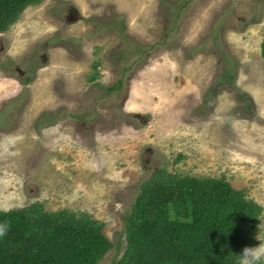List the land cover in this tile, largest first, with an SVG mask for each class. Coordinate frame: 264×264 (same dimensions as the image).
<instances>
[{
  "label": "rangeland",
  "instance_id": "rangeland-1",
  "mask_svg": "<svg viewBox=\"0 0 264 264\" xmlns=\"http://www.w3.org/2000/svg\"><path fill=\"white\" fill-rule=\"evenodd\" d=\"M263 37L264 0L28 6L0 33V209L91 213L113 264L141 184L166 168L225 176L262 205L264 240Z\"/></svg>",
  "mask_w": 264,
  "mask_h": 264
},
{
  "label": "trees",
  "instance_id": "trees-1",
  "mask_svg": "<svg viewBox=\"0 0 264 264\" xmlns=\"http://www.w3.org/2000/svg\"><path fill=\"white\" fill-rule=\"evenodd\" d=\"M41 1L0 0V33ZM261 53L264 64V37ZM98 67L90 81L98 78ZM262 215V205L225 176L160 168L140 186L125 219V250L113 264H238L242 249L258 241ZM0 223L8 225L0 236V264H99L114 246L103 220L50 211L40 202L0 209Z\"/></svg>",
  "mask_w": 264,
  "mask_h": 264
},
{
  "label": "clouds",
  "instance_id": "clouds-1",
  "mask_svg": "<svg viewBox=\"0 0 264 264\" xmlns=\"http://www.w3.org/2000/svg\"><path fill=\"white\" fill-rule=\"evenodd\" d=\"M11 138H6L0 144L10 143ZM8 225L0 223V236L6 235ZM258 246H245L239 254L238 264H264V240H261Z\"/></svg>",
  "mask_w": 264,
  "mask_h": 264
}]
</instances>
